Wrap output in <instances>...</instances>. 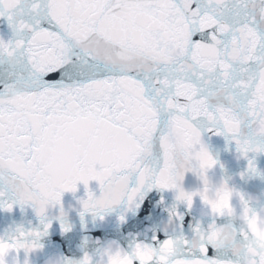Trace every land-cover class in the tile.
I'll return each instance as SVG.
<instances>
[{
    "label": "snow or ice",
    "instance_id": "obj_1",
    "mask_svg": "<svg viewBox=\"0 0 264 264\" xmlns=\"http://www.w3.org/2000/svg\"><path fill=\"white\" fill-rule=\"evenodd\" d=\"M5 15L17 34H30L0 39V181L21 203L48 183L47 133L57 121L65 128L107 121L130 135L133 121L143 127L129 205L146 183L175 187L184 156L173 139L178 131L185 148L199 142L197 124L207 123L216 135L231 134L245 155L264 150L247 131L264 121V0H0ZM200 159L216 163L206 148ZM63 179V191L74 193L103 173L83 160ZM44 194L59 202L62 191ZM193 195L181 191L178 199L191 208ZM83 206L95 208L91 192ZM213 212L223 215L217 206ZM219 248L212 231L208 244L167 264H229L209 255ZM152 264H163L158 253Z\"/></svg>",
    "mask_w": 264,
    "mask_h": 264
},
{
    "label": "water",
    "instance_id": "obj_2",
    "mask_svg": "<svg viewBox=\"0 0 264 264\" xmlns=\"http://www.w3.org/2000/svg\"><path fill=\"white\" fill-rule=\"evenodd\" d=\"M29 37L27 31L17 34L7 15L0 17V39L4 42L15 43ZM64 124L65 121H57L48 130L45 147L48 183L40 196L33 194L27 203H21L12 189L0 181V192L5 193L0 196V239L16 240L17 235L31 239L32 233H40L36 238L40 251L31 255V264H74L86 253L93 255L94 264H100L106 261L102 253L110 245L119 249V258L112 264H130V256L138 257L141 264H152L155 253L167 264L174 257H188L196 247L208 244L212 231L217 233L220 248L218 254L210 249V256L218 255L220 261L229 264H264V150L249 151L245 155L231 134L216 135L215 131H208L212 126L207 123L197 124L199 142L185 148L184 133L178 131L173 139L184 156L175 171V187L161 189L146 183L135 203L129 205L126 193L139 187L134 166L143 127L133 121L129 125L130 135L128 129H117L107 121L92 119L73 128H65ZM259 124L255 133L247 130L254 147L264 146V135L258 134ZM204 148L216 161L211 167L203 166L200 159ZM83 160H88L96 172L103 173V179L91 180L87 186L79 182L74 193L63 191L64 176ZM111 176L127 180L118 205L101 213L86 212L83 205L89 192L94 196V203L108 197L110 185L105 177ZM221 186L226 189L224 196L209 200L210 189L218 195ZM233 189L238 196L231 195ZM24 191H28L27 187ZM49 191H62L59 202L44 194ZM181 191L195 194L191 208L178 199ZM35 201L50 202L54 206L41 218L33 204ZM8 204H12L11 210ZM243 205L252 212L242 231L241 224L233 222L227 213L230 209L239 212ZM214 206L223 215L214 213ZM179 216L184 219L181 221ZM167 239L172 243L156 249ZM25 259L21 252L19 257H10L9 264H16L17 260L24 264ZM187 264H197V261L190 258ZM199 264L210 262L201 260Z\"/></svg>",
    "mask_w": 264,
    "mask_h": 264
},
{
    "label": "clouds",
    "instance_id": "obj_3",
    "mask_svg": "<svg viewBox=\"0 0 264 264\" xmlns=\"http://www.w3.org/2000/svg\"><path fill=\"white\" fill-rule=\"evenodd\" d=\"M258 134L264 135V121H262L258 125ZM105 181L110 187H108V197L105 200H96L95 208L90 211H95L97 213H101L106 209L112 208L113 205H118L119 194L123 192L127 187V180H118L115 176L105 177ZM226 189L221 186L218 189V195L212 193L211 189L208 193V198L211 201H215L224 196ZM5 195V193H4ZM231 195L236 197L239 195L234 189L231 190ZM110 198V199H109ZM226 199V197H225ZM34 205L38 208V214L41 218L47 216L48 211L54 204L50 202H42L35 201ZM252 212L247 205L242 206V210L236 212L234 209H230L228 211V215L232 217L233 222H239L241 224V230L243 231L248 223H249V215ZM32 238H24L21 239L19 235H17L16 240H8L0 239V264H9L10 257L16 258L19 257L21 252L24 253L25 262L24 264H31L30 257L33 253L40 251L39 244L37 243L36 238L38 237L35 233L31 234ZM103 257H106V261H100V264H112L113 260L119 258V249L116 245L108 246L104 252L102 253ZM16 264H19V261H16ZM74 264H94V257L91 253H86L82 259H77L74 261Z\"/></svg>",
    "mask_w": 264,
    "mask_h": 264
}]
</instances>
